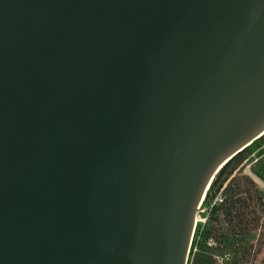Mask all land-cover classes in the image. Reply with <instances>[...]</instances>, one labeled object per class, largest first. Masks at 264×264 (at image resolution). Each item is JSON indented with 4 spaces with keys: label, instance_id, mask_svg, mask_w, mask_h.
<instances>
[{
    "label": "water",
    "instance_id": "1",
    "mask_svg": "<svg viewBox=\"0 0 264 264\" xmlns=\"http://www.w3.org/2000/svg\"><path fill=\"white\" fill-rule=\"evenodd\" d=\"M263 135L264 0H0V264H187Z\"/></svg>",
    "mask_w": 264,
    "mask_h": 264
},
{
    "label": "trees",
    "instance_id": "2",
    "mask_svg": "<svg viewBox=\"0 0 264 264\" xmlns=\"http://www.w3.org/2000/svg\"><path fill=\"white\" fill-rule=\"evenodd\" d=\"M264 142V135L258 139ZM256 146L253 143L233 159H231L216 175L207 192L206 199L215 197L228 181L225 188V199L221 204L229 220V233H221V227L214 223L202 231L200 235L201 249L210 251L213 248L207 243L210 238L215 239L224 247L234 248L238 255L232 264H244L256 236V230L264 218V189L261 188L240 166L252 153ZM252 171L264 183V158L259 160ZM219 207H215V210ZM209 258L201 255L199 263L206 262Z\"/></svg>",
    "mask_w": 264,
    "mask_h": 264
},
{
    "label": "rangeland",
    "instance_id": "3",
    "mask_svg": "<svg viewBox=\"0 0 264 264\" xmlns=\"http://www.w3.org/2000/svg\"><path fill=\"white\" fill-rule=\"evenodd\" d=\"M254 143H256L254 150L240 168L264 189V183L252 171L258 164H261L258 161L264 158V142H259L257 139ZM227 185L228 181L215 197L204 198L202 201L196 215L197 222L190 245L187 264H232L238 255L234 248L224 247L213 238H210L207 243L213 248L212 250L208 252L201 249L200 235L210 225L218 223L221 227V233L224 235L229 233V220L224 208L221 207L225 199V188ZM215 207L219 208L215 210ZM201 255L207 256L209 259L206 262L202 261V263H199V257ZM244 264H264V218L259 223L256 236L252 241L249 255Z\"/></svg>",
    "mask_w": 264,
    "mask_h": 264
},
{
    "label": "built area",
    "instance_id": "4",
    "mask_svg": "<svg viewBox=\"0 0 264 264\" xmlns=\"http://www.w3.org/2000/svg\"><path fill=\"white\" fill-rule=\"evenodd\" d=\"M223 259V258H222Z\"/></svg>",
    "mask_w": 264,
    "mask_h": 264
}]
</instances>
